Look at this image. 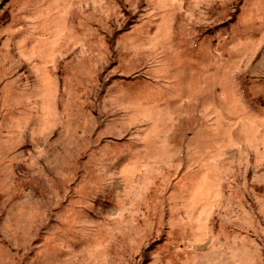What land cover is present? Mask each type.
<instances>
[{
  "label": "rangeland",
  "instance_id": "374dc122",
  "mask_svg": "<svg viewBox=\"0 0 264 264\" xmlns=\"http://www.w3.org/2000/svg\"><path fill=\"white\" fill-rule=\"evenodd\" d=\"M0 264H264V0H0Z\"/></svg>",
  "mask_w": 264,
  "mask_h": 264
}]
</instances>
